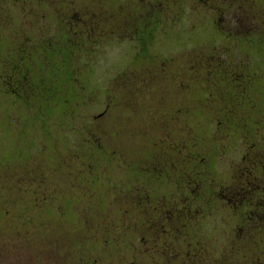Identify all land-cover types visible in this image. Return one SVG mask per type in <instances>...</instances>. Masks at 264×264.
Masks as SVG:
<instances>
[{"label":"flooded vegetation","instance_id":"obj_1","mask_svg":"<svg viewBox=\"0 0 264 264\" xmlns=\"http://www.w3.org/2000/svg\"><path fill=\"white\" fill-rule=\"evenodd\" d=\"M160 1L185 17L199 8L229 18L165 50L173 15ZM252 1L0 0L2 16L64 22L35 40L26 30L20 43L0 25V96L39 115L57 102L55 77L44 80L57 59L68 64L63 92L75 97L79 69L89 81L117 63L99 77L103 104L86 136L64 142L72 160H88L82 201L69 203L81 211L74 222H95L88 236L117 242L118 264H264V26L249 15Z\"/></svg>","mask_w":264,"mask_h":264},{"label":"rangeland","instance_id":"obj_2","mask_svg":"<svg viewBox=\"0 0 264 264\" xmlns=\"http://www.w3.org/2000/svg\"><path fill=\"white\" fill-rule=\"evenodd\" d=\"M160 3L168 6L173 15V28L168 31V38L163 39L165 50L186 39L199 41L202 25L222 23L229 18L226 14L221 15V21L220 16H203L199 8L185 17L171 3ZM189 4L194 7L197 2ZM249 15L259 18L264 26V0H253ZM62 24L64 22L55 17L0 15V25L13 28L15 43L25 40L26 30L31 32V40H35L42 30L46 36H53ZM169 24L163 20L160 26L167 30ZM59 40L62 39L59 37ZM64 44L62 40L60 46ZM50 61L47 59L46 63ZM110 61L99 65L89 81L85 79L86 71L79 69L75 82L77 97L70 93L68 64L57 59L55 68H45V84L51 76L55 77L57 102L53 107L42 103L39 115L15 96H0V264H118L117 242L106 237L108 244L105 245L101 243V236H88L92 227L97 226L95 222L92 225L80 220H76L77 224L74 222L73 216L81 211L73 210L74 214L69 203L80 196L79 190H83L79 181L85 178L88 160H72V148L64 142V137L86 136L83 124L95 108L103 104V96L97 97L95 93L102 91L99 77L117 70V63ZM66 84L69 86L63 92ZM109 104L114 106L118 102ZM31 120L35 124L30 132L32 139L26 132ZM40 122L48 127L37 128ZM76 125L77 128H71ZM86 155L83 150V156ZM61 163L62 172L57 167Z\"/></svg>","mask_w":264,"mask_h":264},{"label":"trees","instance_id":"obj_3","mask_svg":"<svg viewBox=\"0 0 264 264\" xmlns=\"http://www.w3.org/2000/svg\"><path fill=\"white\" fill-rule=\"evenodd\" d=\"M49 98H47L46 100H48Z\"/></svg>","mask_w":264,"mask_h":264}]
</instances>
